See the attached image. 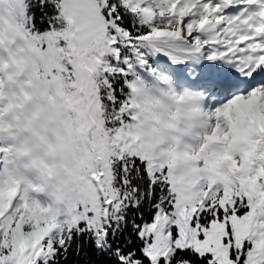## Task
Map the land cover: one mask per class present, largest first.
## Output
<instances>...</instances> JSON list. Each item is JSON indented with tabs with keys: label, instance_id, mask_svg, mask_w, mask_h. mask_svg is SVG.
Segmentation results:
<instances>
[{
	"label": "snow or ice",
	"instance_id": "1",
	"mask_svg": "<svg viewBox=\"0 0 264 264\" xmlns=\"http://www.w3.org/2000/svg\"><path fill=\"white\" fill-rule=\"evenodd\" d=\"M0 264H264V0H0Z\"/></svg>",
	"mask_w": 264,
	"mask_h": 264
},
{
	"label": "rangeland",
	"instance_id": "2",
	"mask_svg": "<svg viewBox=\"0 0 264 264\" xmlns=\"http://www.w3.org/2000/svg\"><path fill=\"white\" fill-rule=\"evenodd\" d=\"M215 163H216V161H213V163H211V168H212V170H216L217 168L215 167Z\"/></svg>",
	"mask_w": 264,
	"mask_h": 264
}]
</instances>
